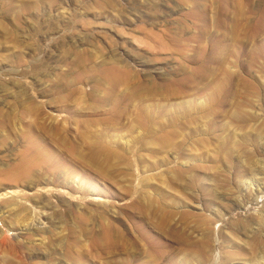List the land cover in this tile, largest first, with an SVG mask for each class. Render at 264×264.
<instances>
[{
    "label": "rangeland",
    "instance_id": "1",
    "mask_svg": "<svg viewBox=\"0 0 264 264\" xmlns=\"http://www.w3.org/2000/svg\"><path fill=\"white\" fill-rule=\"evenodd\" d=\"M17 184V264H264V0H0Z\"/></svg>",
    "mask_w": 264,
    "mask_h": 264
},
{
    "label": "bare ground",
    "instance_id": "2",
    "mask_svg": "<svg viewBox=\"0 0 264 264\" xmlns=\"http://www.w3.org/2000/svg\"><path fill=\"white\" fill-rule=\"evenodd\" d=\"M22 170L24 171L25 176L29 177L32 175V171L30 172V170H28V168L24 167ZM38 186L40 187V188L39 187L38 188L40 189L41 192L46 193L48 191V187H47L48 185H41V184L39 185L38 184ZM23 194H24V190L21 189L18 184L14 185V186H6L3 188V192L2 191L0 192V199L7 198V200L3 201L4 202L3 204H0V264L2 262L4 264H17L15 262L14 258L20 257L21 243L18 241L19 239L17 240L18 242L15 241L16 235H14L15 240L12 241V239L10 238V233H9L10 230L17 231L18 237H24L27 234H32V233L37 234L38 230L40 229L39 224H38L37 220L35 219L36 216L34 217L33 212H31V214L28 213L29 216L27 215L28 217L26 216V218H24V219H21V220L15 219L17 221V224L14 222H12V224H10V222L8 221L9 216H11L13 214L15 215L23 209L28 210L30 208L27 206V201L25 200L26 198L24 197ZM36 205H38V204H36ZM29 210L31 211L32 209H29ZM34 210H36V209H33L32 211H34ZM42 213H45V212H42ZM19 214L20 213H18L17 215H19ZM25 214H26V211H25ZM16 225H19V226H16ZM43 238H44V236L42 237V239ZM29 240L30 239L28 238V241ZM46 240H47V238H46ZM41 241H43V240H41ZM44 241H45V239H44ZM29 242H31V241H29ZM22 245H24V244H22ZM24 246H26V245H24ZM24 249H25V251L28 252V250H27L28 248L27 249L24 248ZM29 250H30V247H29ZM23 256H25V255H23ZM18 262H19V260H18Z\"/></svg>",
    "mask_w": 264,
    "mask_h": 264
}]
</instances>
